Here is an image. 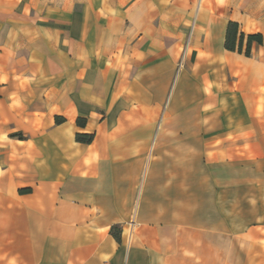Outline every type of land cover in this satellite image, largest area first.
Returning a JSON list of instances; mask_svg holds the SVG:
<instances>
[{
  "label": "crops",
  "instance_id": "1",
  "mask_svg": "<svg viewBox=\"0 0 264 264\" xmlns=\"http://www.w3.org/2000/svg\"><path fill=\"white\" fill-rule=\"evenodd\" d=\"M0 264H264V0H0Z\"/></svg>",
  "mask_w": 264,
  "mask_h": 264
},
{
  "label": "trees",
  "instance_id": "2",
  "mask_svg": "<svg viewBox=\"0 0 264 264\" xmlns=\"http://www.w3.org/2000/svg\"><path fill=\"white\" fill-rule=\"evenodd\" d=\"M243 37V34L240 35V38ZM255 35H248V43L252 38H255ZM234 40H235V32L233 30V23H229L226 33V40H225V46L228 48H234ZM78 140L82 141H90L91 137L89 135L84 134H77L76 135Z\"/></svg>",
  "mask_w": 264,
  "mask_h": 264
},
{
  "label": "rangeland",
  "instance_id": "3",
  "mask_svg": "<svg viewBox=\"0 0 264 264\" xmlns=\"http://www.w3.org/2000/svg\"><path fill=\"white\" fill-rule=\"evenodd\" d=\"M181 66V57L179 58V61H178V67Z\"/></svg>",
  "mask_w": 264,
  "mask_h": 264
}]
</instances>
